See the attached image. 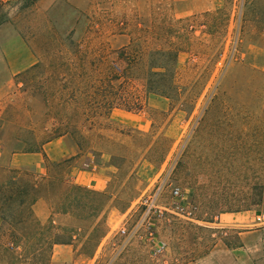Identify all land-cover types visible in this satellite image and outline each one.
I'll list each match as a JSON object with an SVG mask.
<instances>
[{"label": "rangeland", "instance_id": "374dc122", "mask_svg": "<svg viewBox=\"0 0 264 264\" xmlns=\"http://www.w3.org/2000/svg\"><path fill=\"white\" fill-rule=\"evenodd\" d=\"M185 3L0 0V54L19 71L8 86L0 79V177L16 139L69 133L81 148L46 163L31 195L48 201L47 221L30 207L21 224L15 210L1 223L0 264H231L240 237L211 224L251 215L247 230H264V0H205L193 14ZM163 52L176 55L175 89L152 88L167 98L147 92L149 74H172L151 69L172 62ZM93 166L106 172L104 191L71 182L73 169ZM161 182V213L143 222L141 203ZM54 240L72 252L53 258ZM251 245L250 263L264 264L260 236Z\"/></svg>", "mask_w": 264, "mask_h": 264}, {"label": "crops", "instance_id": "0c3cea01", "mask_svg": "<svg viewBox=\"0 0 264 264\" xmlns=\"http://www.w3.org/2000/svg\"><path fill=\"white\" fill-rule=\"evenodd\" d=\"M55 0H40L41 6L44 5L47 8L50 3ZM187 6V12L192 10L193 13H200V6L205 5V0H183ZM193 7H197L195 9H191ZM195 10V11H193ZM35 65V62L29 63V58L26 62L25 68H30ZM23 68V69H25ZM19 71H14V67L12 62L8 60V57L3 54H0V79L5 80L6 86L13 81V77ZM4 88V83L0 84V99H1V92ZM134 126H139L138 123H134ZM79 153V147L75 143V141L70 136H61L55 138L46 144L43 145V149L41 153H31V154H12L10 157V163L12 167H19L23 168V162L20 163L19 160L27 159V165L31 166V169L34 173L37 174V179H46L48 175V169L46 167V163L49 164H59L68 160L71 157L77 156ZM4 157V147L3 142L0 140V163L2 162ZM18 161V163H17ZM22 165V166H21ZM84 168V167H83ZM108 177L106 172L100 166H93L91 168L86 169H73L71 172V182L79 185L84 186L96 191H104L107 187ZM32 210L35 216L37 217L38 221L41 223L47 221L51 215L50 208L48 201L44 198H39L37 201L32 205ZM253 218L251 215H244V216H235L234 222L230 226L229 222H214L211 224L212 227H229L237 232H234L237 236L240 237V241L242 242V246L239 247H231V249H227L230 255L233 257V262L231 264H251L252 260L254 259V251L255 247L251 245V239L253 236H260L261 240L264 242V230L257 229L248 231L246 225L252 221ZM2 220L0 218V227H1ZM73 245H54L53 246V258L57 255H60V258L63 255H67L68 253L72 252ZM100 252V247L97 248L93 257L90 260L95 261L97 255Z\"/></svg>", "mask_w": 264, "mask_h": 264}, {"label": "trees", "instance_id": "16d2710c", "mask_svg": "<svg viewBox=\"0 0 264 264\" xmlns=\"http://www.w3.org/2000/svg\"><path fill=\"white\" fill-rule=\"evenodd\" d=\"M2 23L3 21L0 20V24ZM161 54L163 55L167 54V56H171L172 62L169 65L159 64L156 66H151V69L155 68V69L163 70V71H166L169 69V70H172V74L168 76L166 75V72L165 73L164 72H158V73L150 72L151 74H149L147 78V83H148L147 85L149 86L147 92L167 98L168 97L167 94H165L164 92H161L159 88H156V89L152 88L153 87L152 85L156 84L157 82L159 83V85H161V83L168 81L169 82L168 86L170 87V89H175L173 69L175 68L176 55L175 53L171 54V53H164V52ZM35 67H36V64L30 67V70L34 69ZM103 105H104L103 106L104 109L109 110L110 108H112L111 107L112 103L104 102ZM135 105L138 106V104H135ZM127 111H130V110H127ZM66 134H69V133H65L63 135L58 134L55 138L64 136ZM49 141L51 140H48L47 142ZM44 144L45 143L37 145L34 142L27 143L19 139H16V142H15L16 148L12 150L11 154L41 153ZM78 147L80 148V146ZM5 173L6 174L4 177H0V218L3 223H6L7 218L12 215L11 212L15 210V212L17 211L19 213V217L14 219L15 220L14 223L18 225L23 222L22 220L23 215H27V214L29 215L30 207H32V205L39 198V196L35 195L31 197V195L33 193L35 194L39 192V187L43 180L37 179L36 176L29 177L28 176L29 171L25 170L24 168H16V167L11 166L7 169V171H5ZM72 189L85 191L88 195L94 198L99 197V196L101 197L102 195L95 191L85 190L84 188H81L79 186H74ZM258 201L259 199L253 200L252 202L253 205H258ZM68 244H70L69 240L67 241L54 240L52 242V245H68Z\"/></svg>", "mask_w": 264, "mask_h": 264}, {"label": "built area", "instance_id": "2783aa9c", "mask_svg": "<svg viewBox=\"0 0 264 264\" xmlns=\"http://www.w3.org/2000/svg\"><path fill=\"white\" fill-rule=\"evenodd\" d=\"M164 186V182H161V184L158 186L157 190L149 197L142 201V205L145 207V210L143 212L142 221H146L150 214L156 211V209H159L158 211L161 213L160 208L156 205V200L159 196V193ZM174 195L178 194V190L173 191ZM120 233L122 236H124L127 239H130L132 234H129L126 229H121ZM162 250V246H158L157 250H155V253H159Z\"/></svg>", "mask_w": 264, "mask_h": 264}]
</instances>
